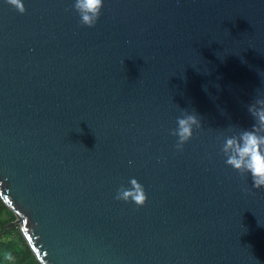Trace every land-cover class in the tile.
<instances>
[{
  "label": "water",
  "instance_id": "95a60500",
  "mask_svg": "<svg viewBox=\"0 0 264 264\" xmlns=\"http://www.w3.org/2000/svg\"><path fill=\"white\" fill-rule=\"evenodd\" d=\"M74 2L0 0L8 225L41 264H264V187L223 151L264 98V0Z\"/></svg>",
  "mask_w": 264,
  "mask_h": 264
},
{
  "label": "clouds",
  "instance_id": "9594fccd",
  "mask_svg": "<svg viewBox=\"0 0 264 264\" xmlns=\"http://www.w3.org/2000/svg\"><path fill=\"white\" fill-rule=\"evenodd\" d=\"M8 4L23 13V0H6ZM103 0H75L74 8L79 14L80 22L87 26L96 23ZM248 112L255 122L251 129L240 132L239 137H226L223 144V151L226 153L225 163L235 170L246 171L252 179V186L264 187V98H257L254 103L248 105ZM194 114H186L176 118L175 134L182 144L192 135V127L197 124ZM134 190L121 188L117 191L116 198L128 200L131 196L137 205L145 202L146 195L141 185L131 181Z\"/></svg>",
  "mask_w": 264,
  "mask_h": 264
},
{
  "label": "trees",
  "instance_id": "16d2710c",
  "mask_svg": "<svg viewBox=\"0 0 264 264\" xmlns=\"http://www.w3.org/2000/svg\"><path fill=\"white\" fill-rule=\"evenodd\" d=\"M3 202L0 197V264H41L19 225H8L15 219V214Z\"/></svg>",
  "mask_w": 264,
  "mask_h": 264
},
{
  "label": "bare ground",
  "instance_id": "6f19581e",
  "mask_svg": "<svg viewBox=\"0 0 264 264\" xmlns=\"http://www.w3.org/2000/svg\"><path fill=\"white\" fill-rule=\"evenodd\" d=\"M4 203V202H3Z\"/></svg>",
  "mask_w": 264,
  "mask_h": 264
}]
</instances>
